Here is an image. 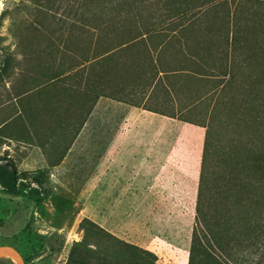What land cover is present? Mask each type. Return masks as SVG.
<instances>
[{
  "label": "rangeland",
  "instance_id": "rangeland-1",
  "mask_svg": "<svg viewBox=\"0 0 264 264\" xmlns=\"http://www.w3.org/2000/svg\"><path fill=\"white\" fill-rule=\"evenodd\" d=\"M178 4L210 5L203 12L195 9L185 12L184 5L173 7L176 13L167 8ZM258 4L261 5L258 12H264V0H215L211 3H206V0H140L138 4H102L104 12H107L103 18H110L108 25L112 26L107 29V41L103 39V34L96 40L92 39L90 44L89 40L82 43L75 30L69 33V41L59 51V38L62 40L64 37L59 34V23L64 35L69 32L70 23L68 19L59 20L62 16L59 9H53L55 16L52 18L37 13V4H32V0H28L27 4H18V0H0V37L4 38L1 45L6 46L8 52L19 60L17 67L20 72H29L35 67L49 71L59 65L62 52L69 56L64 60L67 63L66 60H72L75 56H88L90 46L97 48L111 39V42H119L120 33L114 29V25L122 16H136L139 19L150 15L163 17L161 15L168 11L179 20H188L200 12L192 22L201 19L200 23L207 27L209 35L192 39L183 33H189L196 24L192 25L191 22L181 28L175 25L179 30L170 38L169 44L173 46L171 51L175 57L183 53L188 56L191 69L196 70L201 66L207 69L205 73L210 75V79H205L199 86L204 90L209 85L208 90H212L209 96L189 109L190 113L182 115L188 117L186 122L175 123L173 128L175 144L185 145L188 149L186 159L190 161V167H180L183 154L177 152L174 169H111L106 174L103 169H97L83 190H80L81 185L66 186L70 190L67 194L71 195L73 201H52L51 204L41 202L43 196L36 187L22 183L10 189L12 177L4 174L0 168V246L15 247L22 255L24 264H64L72 242L81 239L78 223L87 217L116 237L152 251L159 264H187L191 234L196 228L195 202L206 131L203 126L214 120L212 139L221 153L231 145L232 140L264 144L263 88L255 96L253 93L254 76L260 67L250 55L241 64L240 59L245 58L241 56L242 50L229 42L231 35H234L235 25L232 22L228 29L226 24L230 12L236 9L237 16L241 17L239 12L242 10L244 18H239V30V26H245V19H254L252 13ZM54 5L59 7V4ZM38 20L44 24L45 34L28 33L31 30L29 24H35ZM130 30L124 29L127 33L125 36L134 32ZM245 32H242L244 37L253 39V35ZM20 33L28 38L26 45L17 38ZM46 33L53 40L50 48L46 47ZM251 45L250 42L249 47ZM230 65L234 66V77L225 83L228 76H222L229 69L231 71ZM16 81L19 79H13V82ZM220 82L225 83L223 88ZM6 86L7 82L0 86V103L5 100ZM56 203L58 205L51 211ZM0 264L17 262L2 258Z\"/></svg>",
  "mask_w": 264,
  "mask_h": 264
},
{
  "label": "crops",
  "instance_id": "crops-1",
  "mask_svg": "<svg viewBox=\"0 0 264 264\" xmlns=\"http://www.w3.org/2000/svg\"><path fill=\"white\" fill-rule=\"evenodd\" d=\"M179 5L185 12H203L210 4L167 8L176 13L172 8ZM169 13L143 19L122 16L114 25L119 42L90 46L88 56L96 59L83 70H71L80 75L69 80L7 83L5 103L0 104V120H5L0 155L12 160L16 184L38 188L41 202L51 204L73 201L66 186L81 185L83 190L97 169L105 174L111 169H174L177 152L183 154L180 167H190L188 149L175 144L173 128L209 96V85L203 90L199 83L210 75L202 66L191 69L184 53L175 57L169 44L200 12L188 20ZM108 20L102 19V31L88 33L89 44L103 34L107 41L112 27ZM196 21L195 28L182 33L192 39L209 35L202 20ZM124 29L134 32L125 36Z\"/></svg>",
  "mask_w": 264,
  "mask_h": 264
},
{
  "label": "trees",
  "instance_id": "trees-1",
  "mask_svg": "<svg viewBox=\"0 0 264 264\" xmlns=\"http://www.w3.org/2000/svg\"><path fill=\"white\" fill-rule=\"evenodd\" d=\"M139 1L32 0V4H37L35 5L37 13L52 18L55 16L52 13L53 9H59L62 14L59 20L68 19L70 22L69 32L65 35L61 22L59 23V34L61 37L64 36L62 40L59 38L60 51L69 41V33L77 31V36L83 43L84 40H88V33L103 30L104 25L101 22L107 12H104L102 4H138ZM213 1L215 0H206V3ZM27 2L28 0H18V4ZM54 4H59V7H55ZM93 4L97 6L96 9L95 6L92 7ZM260 6L258 4L252 13L254 19H245L243 23L245 26H239V30L238 23L241 21L239 18H244L242 10L239 17L237 10L234 9L229 13V21H226L228 29L232 22L235 25L234 35H231L229 42L242 50L241 56L245 58L240 59L241 64L250 55L256 59L260 67L254 76V96L255 93H260L261 88L264 92V12H258ZM95 17L96 19H92ZM1 20L2 14L0 24ZM28 27L31 28L28 33L45 34L46 31L44 24L39 20L35 24L30 23ZM242 32H249L253 39L248 40ZM20 34L17 38L26 45L28 38H25L23 33ZM46 37V47L50 48L53 40L47 33ZM3 40L4 38L0 37V86L6 82L11 84L13 79H19V82L69 80L72 76L80 75L78 70L74 72L71 70L79 66L83 70L90 60L96 59V56L92 58L87 55L75 56L65 63L64 60L69 56L62 52L59 56V65L49 71L35 67L29 72L25 70L20 72L17 67L20 64L19 60L15 59L13 53L8 52L6 46L1 45ZM249 41L252 43L250 47ZM233 65H230L231 71L229 69L222 76H228L225 83L234 77ZM16 72L18 74L13 78ZM30 74L32 75L27 80L26 77ZM225 83L220 82L222 88ZM3 103L5 100L0 104ZM213 121L211 119L203 126L206 131L195 202L196 228L191 234L187 264H264V144L232 140L230 143L232 146L224 148V152L221 153L219 146L212 139ZM4 122V119L0 120V125H4ZM2 144L3 141L0 139V147ZM0 168H5L4 174L12 177L9 188L14 189L17 172L12 160L6 158L5 154L0 155ZM77 229L82 232L81 239L72 242L64 264H159L152 251L116 237L87 217L79 221Z\"/></svg>",
  "mask_w": 264,
  "mask_h": 264
},
{
  "label": "water",
  "instance_id": "water-1",
  "mask_svg": "<svg viewBox=\"0 0 264 264\" xmlns=\"http://www.w3.org/2000/svg\"><path fill=\"white\" fill-rule=\"evenodd\" d=\"M8 253H14L15 256L17 257L18 264H24L22 255L15 247L10 246V245H1L0 246V259L8 258L7 257Z\"/></svg>",
  "mask_w": 264,
  "mask_h": 264
},
{
  "label": "bare ground",
  "instance_id": "bare-ground-1",
  "mask_svg": "<svg viewBox=\"0 0 264 264\" xmlns=\"http://www.w3.org/2000/svg\"><path fill=\"white\" fill-rule=\"evenodd\" d=\"M7 257H8L10 260H12V259H13V261H16V262H17V264H18L17 257L15 256V254H14V253H8V254H7Z\"/></svg>",
  "mask_w": 264,
  "mask_h": 264
}]
</instances>
